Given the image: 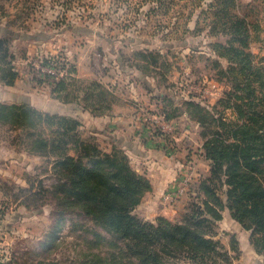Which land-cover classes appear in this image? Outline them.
Wrapping results in <instances>:
<instances>
[{"label": "trees", "instance_id": "obj_1", "mask_svg": "<svg viewBox=\"0 0 264 264\" xmlns=\"http://www.w3.org/2000/svg\"><path fill=\"white\" fill-rule=\"evenodd\" d=\"M255 2L216 0L209 4L214 15L210 36L216 37L210 47L218 57L213 61L216 80L225 77L228 82L216 104L210 107L187 99L180 107L160 98L165 121L184 113L198 124L202 155L209 162V174L190 184L188 205L175 221L166 217L151 221L135 214L152 184L117 143L107 150L96 137H85L82 122L72 115L0 101V125L20 130V145L44 157L56 175L50 185L39 181V191L22 189L20 196L13 195L30 210L47 201L52 206L57 219L49 236L55 238L50 240V249L65 245L75 251L74 257L53 259L52 264H233L236 257L231 252L238 253L237 242L227 249L217 239L226 210L251 232V244L264 258V58L257 61L250 47L262 30L264 0L259 5ZM14 59L8 40L0 37V82L8 86L19 78ZM41 64L57 68L59 63L51 56ZM42 76L32 81H48L63 103L94 115L101 113L94 99L111 95L95 81L81 94L79 82L69 76L55 80L56 75ZM94 87H100L103 95L94 93ZM157 135L172 142L160 128ZM4 192L10 195L11 191ZM66 220L74 241H67L68 234L56 237Z\"/></svg>", "mask_w": 264, "mask_h": 264}, {"label": "rangeland", "instance_id": "obj_2", "mask_svg": "<svg viewBox=\"0 0 264 264\" xmlns=\"http://www.w3.org/2000/svg\"><path fill=\"white\" fill-rule=\"evenodd\" d=\"M215 1L0 0V37L9 42L16 71L20 76L29 77L38 89L43 88L42 84L46 89L51 88L48 81L41 84L32 81L43 77L37 67L43 58L51 56L59 63L54 80L65 76L77 80L81 94L91 82L102 84L111 95L95 98L94 103L102 116L112 115L115 124L126 127L114 134L115 139L121 137V148L133 150L134 145L146 140L154 146L174 148L170 154L174 158L190 153L195 159L189 165L191 172L202 174L208 165L197 157L202 143L201 128L184 113L170 122L165 121L164 103L160 98L174 101L180 107L187 99L211 107L223 96L228 82L225 77L219 82L216 80L219 76L213 61L218 57L210 47L216 37L210 36L209 26L214 15L209 12V4ZM260 17H263L262 30L250 44L257 61L264 58V12ZM220 61L227 65L225 59ZM92 90L103 95L100 87ZM0 96L3 98L6 94L0 91ZM6 97L10 100L5 103H16ZM72 106L79 109L78 105ZM51 107L48 112L57 113ZM75 108L62 115H75ZM158 127L173 142L168 144L163 136L157 135ZM21 134L18 129L0 125V227L3 229L0 241L10 242L9 252L5 248L11 255V264H52L56 259L72 258L74 247L63 245L56 251L50 249L53 247L50 240L55 238L49 236L57 217L52 214L48 201L43 207L30 210L13 196H20L22 189L39 191V181L50 185L56 179L44 157L20 145ZM83 135L96 137L109 150L103 133L96 135L83 130ZM7 188L11 196L4 195ZM179 200L170 205H177ZM144 210H138L137 216L144 219ZM184 211L175 217L168 212V219L175 221ZM8 222L10 236L5 230ZM69 225L66 220L56 237L68 234L67 241L76 240L68 233Z\"/></svg>", "mask_w": 264, "mask_h": 264}, {"label": "crops", "instance_id": "obj_3", "mask_svg": "<svg viewBox=\"0 0 264 264\" xmlns=\"http://www.w3.org/2000/svg\"><path fill=\"white\" fill-rule=\"evenodd\" d=\"M40 87L43 88L38 89L36 85L31 82V79L24 75H19V78L13 86H8L0 82V91H3L6 96L9 98L11 97L12 101H16V103H27L46 112L52 108L51 106H54L55 110L52 112L57 110L58 114H62L70 108H75L72 104L63 103L58 97L54 96L56 94L52 92L51 88L46 89L44 84L40 85ZM47 90H49L51 95L47 92ZM6 96L3 98L0 96V101H9L10 99ZM50 96H54L53 98L56 100L53 98L50 100ZM50 101H52L51 104ZM73 116L82 121L83 130H88L91 134L96 135L98 132L103 133L105 135L107 145L111 146L113 143L120 145L122 141L121 137H117L115 139L114 134L117 131L123 132L126 127H121L120 124H115L114 120H112V115H107L105 118V115H94L91 112L84 111L79 107L76 114ZM126 136L128 137L129 135ZM129 138L133 139L132 136H129ZM201 140L202 143L199 147V156L197 157L203 159L206 162V166L208 165V169H205L202 174L197 172L194 173L193 171L191 172L189 165L192 163V158L193 160L195 159L194 157H191L190 153H187V155H185L186 157L178 156L174 158V155H170L172 151H175L174 148L169 149L161 145L154 146L146 140L142 143L139 142L138 145H134L133 150H129L123 146L130 156L135 169L140 173L145 174L146 177L150 179L152 184V190L146 193L141 204L136 208L135 214L141 208H146V210L143 211L142 216L145 217L144 219L146 220L153 221L158 217L170 218L168 212L173 214L175 217L176 214L185 210V207L188 205L190 200L187 193L179 198L180 200L175 206L167 203V201L164 200V196L170 189L179 187L184 178H188L192 180V182L196 183L201 177L209 174V162L205 160L202 155L203 137ZM164 149L166 152H164ZM3 193L5 196H8L5 192ZM9 225L10 222H8L5 229L8 231V236H10ZM2 231L3 229L0 227V233ZM217 233V239L227 249H231L233 241L237 242L236 245L238 247V253L231 252L236 257L233 264H264L263 256H261L251 244V232L244 229L237 221H235L231 217L228 210L223 212V219L218 224ZM0 240H2V238H0ZM9 246L10 242L1 243L0 241V264H11V255L8 253L10 249ZM5 247H8V252ZM1 248L3 249L2 251ZM8 259L9 262H3V260Z\"/></svg>", "mask_w": 264, "mask_h": 264}, {"label": "built area", "instance_id": "obj_4", "mask_svg": "<svg viewBox=\"0 0 264 264\" xmlns=\"http://www.w3.org/2000/svg\"><path fill=\"white\" fill-rule=\"evenodd\" d=\"M38 70H40V74L48 73L51 75H57V71L55 67H52L50 65H38L37 67ZM58 76V75H57ZM64 76V75H63ZM191 181L188 178H184L181 181V185L177 188H172L164 196V200L167 201V203L172 204L177 201L182 195L186 194L189 191ZM3 262H9L8 260H3Z\"/></svg>", "mask_w": 264, "mask_h": 264}]
</instances>
